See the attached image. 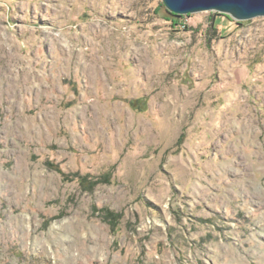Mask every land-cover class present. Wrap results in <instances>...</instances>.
Here are the masks:
<instances>
[{
    "label": "rangeland",
    "instance_id": "374dc122",
    "mask_svg": "<svg viewBox=\"0 0 264 264\" xmlns=\"http://www.w3.org/2000/svg\"><path fill=\"white\" fill-rule=\"evenodd\" d=\"M160 3L0 0V264H264V16Z\"/></svg>",
    "mask_w": 264,
    "mask_h": 264
},
{
    "label": "water",
    "instance_id": "95a60500",
    "mask_svg": "<svg viewBox=\"0 0 264 264\" xmlns=\"http://www.w3.org/2000/svg\"><path fill=\"white\" fill-rule=\"evenodd\" d=\"M167 11L187 15L202 11H217L235 20L264 16V0H162Z\"/></svg>",
    "mask_w": 264,
    "mask_h": 264
},
{
    "label": "trees",
    "instance_id": "16d2710c",
    "mask_svg": "<svg viewBox=\"0 0 264 264\" xmlns=\"http://www.w3.org/2000/svg\"><path fill=\"white\" fill-rule=\"evenodd\" d=\"M158 10L159 11L164 10V5L162 3H160L158 5ZM167 12L169 14L170 20L173 23V25L181 24V25L185 26L183 23H181L182 22L181 19H183V15H176V14L170 13L169 11H167ZM212 23H213V25H212ZM210 26H211V30L213 32H215L217 30L216 26L214 25V21L212 19H210Z\"/></svg>",
    "mask_w": 264,
    "mask_h": 264
}]
</instances>
